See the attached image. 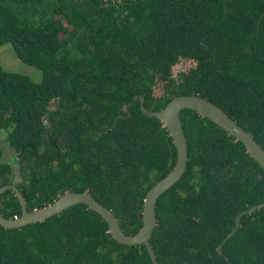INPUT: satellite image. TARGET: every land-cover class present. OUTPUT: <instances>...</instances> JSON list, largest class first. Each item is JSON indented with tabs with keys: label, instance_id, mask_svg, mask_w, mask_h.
I'll return each instance as SVG.
<instances>
[{
	"label": "trees",
	"instance_id": "trees-1",
	"mask_svg": "<svg viewBox=\"0 0 264 264\" xmlns=\"http://www.w3.org/2000/svg\"><path fill=\"white\" fill-rule=\"evenodd\" d=\"M7 42L43 73L35 81L0 63V129L23 163L17 181L0 148V187L17 184L28 210L88 189L126 233L140 230L144 199L173 169L177 148L135 95L152 110L180 94L206 97L264 148V0H0ZM181 59L194 64L174 77ZM181 119L189 159L156 203L158 263L264 264V206L244 214L219 251L237 214L264 201V167L196 110L183 108ZM21 214L16 192H1L0 215ZM0 264L153 260L81 202L20 227L0 224Z\"/></svg>",
	"mask_w": 264,
	"mask_h": 264
},
{
	"label": "water",
	"instance_id": "water-1",
	"mask_svg": "<svg viewBox=\"0 0 264 264\" xmlns=\"http://www.w3.org/2000/svg\"><path fill=\"white\" fill-rule=\"evenodd\" d=\"M141 100V108L143 112L149 116H156L161 119L164 125L170 131L173 141L177 148V158L173 169L168 172L161 180H159L147 193L143 204V225L137 233H126L120 224L115 213L99 202L88 189L84 191L68 190L61 194L53 202L42 207L28 210L27 199L22 190L15 183H7L0 187V193L7 189H13L22 206V214L17 218H8L0 215V224L9 227H20L27 223L42 221L50 216L61 213L67 207L77 204L86 203L89 208L97 211L109 224V230L113 237L119 242L126 244H142L144 243L152 257L153 264H159L156 259V253L150 242L153 231L157 225L156 203L163 192L175 184L184 174L188 165V140L183 128L181 119V110L183 108H191L196 110L204 117L217 123L219 126L228 131L229 134L241 140L247 147L250 154L264 167V148L255 139L254 135L240 125L228 112L215 102L198 94H180L173 97L163 108L152 110L145 106V96L135 95L134 100ZM130 103L125 104V109H129ZM264 206V201L253 205L247 209L240 211L236 216V224L234 228L223 238L220 243L219 251H223L224 242L230 238L241 224V217L244 214Z\"/></svg>",
	"mask_w": 264,
	"mask_h": 264
},
{
	"label": "rangeland",
	"instance_id": "rangeland-1",
	"mask_svg": "<svg viewBox=\"0 0 264 264\" xmlns=\"http://www.w3.org/2000/svg\"><path fill=\"white\" fill-rule=\"evenodd\" d=\"M0 63L8 71H14L26 74L30 76L35 81L42 80L43 73L40 68L29 64L21 60L12 45L11 42L4 43L0 45ZM194 64L193 60L181 59L177 64L171 68V74L174 77H178L181 71L187 70L190 66ZM162 84L156 88L157 92H161ZM8 132L5 129H0V148L3 150V159L8 161L13 166V171L15 179L20 181L21 179V167L23 165L22 161L18 157L15 149L11 147L7 140Z\"/></svg>",
	"mask_w": 264,
	"mask_h": 264
},
{
	"label": "built area",
	"instance_id": "built-area-1",
	"mask_svg": "<svg viewBox=\"0 0 264 264\" xmlns=\"http://www.w3.org/2000/svg\"><path fill=\"white\" fill-rule=\"evenodd\" d=\"M17 217H18V215H15V216H14V218H17Z\"/></svg>",
	"mask_w": 264,
	"mask_h": 264
},
{
	"label": "clouds",
	"instance_id": "clouds-1",
	"mask_svg": "<svg viewBox=\"0 0 264 264\" xmlns=\"http://www.w3.org/2000/svg\"><path fill=\"white\" fill-rule=\"evenodd\" d=\"M14 218V217H13Z\"/></svg>",
	"mask_w": 264,
	"mask_h": 264
}]
</instances>
